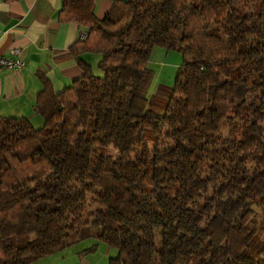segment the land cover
<instances>
[{
    "label": "trees",
    "instance_id": "1",
    "mask_svg": "<svg viewBox=\"0 0 264 264\" xmlns=\"http://www.w3.org/2000/svg\"><path fill=\"white\" fill-rule=\"evenodd\" d=\"M56 20L86 29L82 73L40 76L41 126L0 115V264L91 236L108 264H264V0H112L101 19L61 0ZM154 46L182 53L159 107Z\"/></svg>",
    "mask_w": 264,
    "mask_h": 264
},
{
    "label": "crops",
    "instance_id": "2",
    "mask_svg": "<svg viewBox=\"0 0 264 264\" xmlns=\"http://www.w3.org/2000/svg\"><path fill=\"white\" fill-rule=\"evenodd\" d=\"M93 1L94 14L103 18L112 0ZM60 6L61 0H0V53L18 47L24 60L20 70L0 69L1 116H23L34 126H41L43 119L34 110V96L42 86L40 76H45L59 92L81 75L70 46L79 35H86V29L75 22H58ZM82 57L92 66L98 59L92 53ZM94 243V250L85 251ZM103 244L107 246L93 237L74 240L30 264H108L116 251L104 249Z\"/></svg>",
    "mask_w": 264,
    "mask_h": 264
},
{
    "label": "rangeland",
    "instance_id": "3",
    "mask_svg": "<svg viewBox=\"0 0 264 264\" xmlns=\"http://www.w3.org/2000/svg\"><path fill=\"white\" fill-rule=\"evenodd\" d=\"M94 55H96L98 59L100 58L99 54ZM97 60L95 59V65L93 66L95 73H99V70L96 67ZM181 63L182 53L180 51L166 49L159 46H154L152 48L147 60V66L153 70V79L147 95V106L159 107L161 100L170 96L174 86V76ZM113 154H116V152H113ZM90 210H92V208H88L84 211L83 218L85 220H89L88 214ZM92 237L95 239L94 236L88 238ZM158 241L159 237L157 234L156 242L158 243ZM103 247L104 249L114 251V253L116 251L115 248L108 245L106 246L103 244Z\"/></svg>",
    "mask_w": 264,
    "mask_h": 264
},
{
    "label": "built area",
    "instance_id": "4",
    "mask_svg": "<svg viewBox=\"0 0 264 264\" xmlns=\"http://www.w3.org/2000/svg\"><path fill=\"white\" fill-rule=\"evenodd\" d=\"M84 38L85 35H79ZM24 65V60L21 58L20 49L13 47L7 51L6 54L0 53V69H15L20 70Z\"/></svg>",
    "mask_w": 264,
    "mask_h": 264
}]
</instances>
